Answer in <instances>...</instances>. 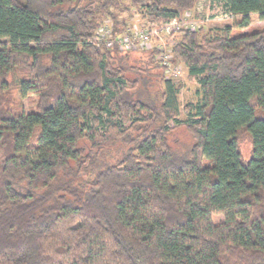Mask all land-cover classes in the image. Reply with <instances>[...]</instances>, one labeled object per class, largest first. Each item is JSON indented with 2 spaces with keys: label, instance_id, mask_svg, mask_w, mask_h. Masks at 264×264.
Wrapping results in <instances>:
<instances>
[{
  "label": "trees",
  "instance_id": "16d2710c",
  "mask_svg": "<svg viewBox=\"0 0 264 264\" xmlns=\"http://www.w3.org/2000/svg\"><path fill=\"white\" fill-rule=\"evenodd\" d=\"M200 1L0 0V264H264V0L180 30L183 110L158 47L91 44Z\"/></svg>",
  "mask_w": 264,
  "mask_h": 264
},
{
  "label": "built area",
  "instance_id": "2783aa9c",
  "mask_svg": "<svg viewBox=\"0 0 264 264\" xmlns=\"http://www.w3.org/2000/svg\"><path fill=\"white\" fill-rule=\"evenodd\" d=\"M196 9V8H195ZM194 11L186 12L180 17L173 19L169 22H151L144 18L139 20V22L134 23V19L128 29L123 33H114L113 23L107 21L96 31L95 39L91 40L93 46H106L107 48H112L117 46L122 50H134L143 47H158L154 42H162V46L158 47L161 51L160 64L166 69V74L168 78H173L177 80L183 74V68L181 66H176L172 62V55L170 49L172 47L168 46V43L164 42L165 36L174 35L180 32L182 29H195L198 28L196 25L198 22L187 23L185 18L192 16ZM198 12V11H197ZM229 18H233L230 16ZM210 18H206L201 21V24L210 22ZM138 21V20H137Z\"/></svg>",
  "mask_w": 264,
  "mask_h": 264
},
{
  "label": "rangeland",
  "instance_id": "374dc122",
  "mask_svg": "<svg viewBox=\"0 0 264 264\" xmlns=\"http://www.w3.org/2000/svg\"><path fill=\"white\" fill-rule=\"evenodd\" d=\"M198 11V12H197ZM124 16V15H123ZM135 21L134 23L139 22V20H143L144 16L142 13H137L135 14ZM210 18V22L201 24V21ZM138 20V21H137ZM130 22L132 21V18L129 20ZM185 21L187 23L190 22H198L196 27H205V31H211V30H220L224 29L229 26L234 25V21L226 16V14L223 13L222 6L218 4L212 3L211 0H201L197 5L195 12H193L192 16L189 18H185ZM264 28V21L260 20L258 16L253 15L252 16V22L249 27L245 32H255L258 30H261ZM181 40V35L179 33L174 34V35H167L164 37L163 41L168 43L169 47H173L175 44L179 43ZM158 47H161L162 42H154ZM177 83H180L183 85L182 91L180 93V103L182 105V110L183 107L187 103L195 102L197 100V91L199 89V84L197 81H192L188 79L187 76V71L184 73L183 77L178 81ZM24 106L26 107L27 110L34 108L35 104H32V101L30 99H25L23 101ZM182 118H185V114L182 112L181 114ZM240 150L242 153V156L245 160H249L252 154V142L251 139L243 135L242 138L240 139ZM213 220L215 223L222 222L224 220L223 215H215L213 217Z\"/></svg>",
  "mask_w": 264,
  "mask_h": 264
}]
</instances>
